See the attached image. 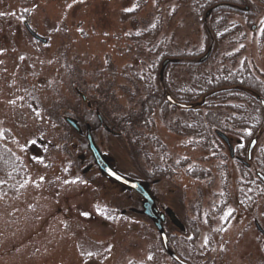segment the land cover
Segmentation results:
<instances>
[{
    "label": "rangeland",
    "instance_id": "obj_1",
    "mask_svg": "<svg viewBox=\"0 0 264 264\" xmlns=\"http://www.w3.org/2000/svg\"><path fill=\"white\" fill-rule=\"evenodd\" d=\"M252 2L253 10L246 12L243 6L227 17L218 55L209 63L213 51L204 49L203 55L211 52L203 68L227 73L243 69L264 93V7ZM154 23L159 28L154 40L132 39ZM25 24L46 44L33 40ZM202 39L200 22L179 0H0V140L5 132L11 135L8 147L27 170L23 182L0 196V264H175L162 249L153 223L135 212L141 210L138 196L95 169L84 139L87 128L114 171L148 181L156 207L174 213L185 232L169 223L163 228L169 243L170 237L176 240L172 249L191 264H264V235L254 226L257 222L264 231V193L252 208L243 205L240 165L229 158L218 131L212 129L210 145L203 146L201 140L171 132L156 112L150 127L141 130V150L135 153L128 140L116 139L108 127L93 133L82 119L88 121L96 112L94 91L92 106L88 91L74 94L69 89V70L84 72L88 88H96L91 81L98 78L114 97L107 111L125 112L133 103L120 87L129 88L126 78L132 71L141 73L151 65L155 57L149 46L190 52L203 49ZM172 66L165 68L167 77L179 82L184 71ZM73 109L80 117L72 115ZM260 109L250 114L259 111L258 127L252 122L249 128L225 132L232 155L233 149L242 152L238 155L250 163L248 173L254 179L256 162L264 163ZM65 116L77 122L80 132L64 122ZM151 137L163 146L162 152L151 146ZM162 165L172 173L144 179L153 166ZM188 224L197 230L195 241ZM190 241L194 254L181 248Z\"/></svg>",
    "mask_w": 264,
    "mask_h": 264
},
{
    "label": "trees",
    "instance_id": "obj_2",
    "mask_svg": "<svg viewBox=\"0 0 264 264\" xmlns=\"http://www.w3.org/2000/svg\"><path fill=\"white\" fill-rule=\"evenodd\" d=\"M187 5L190 9V13L198 20L203 30V49H192L190 52L182 51L181 49L171 53L166 47L161 46H149V54L154 56L151 65L146 71L134 72L131 76L126 78L129 83V88L120 87V92L129 94L130 103L133 104L128 110L121 113H116L111 108L107 111V106L111 107L114 104V97L108 89H104L101 85L100 79L92 78L91 83L97 82L96 88L87 87L85 73L77 70L70 71L71 84L69 89L73 90V93L80 92L81 94H87L91 97L93 106V91L97 94L94 99L99 100L95 102V108L99 112L104 124L113 132L116 139L128 140L132 150L137 153L141 150L142 143L139 140L141 130L147 129L153 122V114L156 112L160 117V120L171 131L179 135H186L192 138H196L201 142V145H210L212 131H218L221 133L233 132L238 128H249L250 123L254 122L255 127L260 124L261 116L250 115L256 111L261 110L259 104L254 98L247 97L240 91L244 89L245 81L244 76L247 74L245 70H241L238 73L234 71L227 73L225 70L214 68L208 71H204L205 64L199 65L197 59L203 55L204 49L211 47L213 54L209 58V63H212V59L218 55L219 44L227 35L228 28L227 17L231 14H237V11L243 6H247L250 10L255 8L252 0H179ZM259 4L260 7H264V0H253ZM253 3V4H251ZM211 10V13L207 19L205 14ZM136 14V10L128 13H123V18L132 17ZM252 17V14L250 15ZM249 19L248 15L244 16ZM158 23L149 28L146 27L139 34L134 35L132 39L141 42V40H154L158 33ZM236 31V29H235ZM148 47V45L146 44ZM166 59L178 60L180 67L183 69V73L180 74L181 78L176 81L168 79L166 72H163L162 79L159 78L160 64ZM175 67V66H172ZM168 69H171L168 68ZM214 70V71H213ZM187 76V77H186ZM74 77V78H73ZM182 80V81H181ZM242 80V82H241ZM248 86V85H247ZM131 88V90H130ZM241 89V90H240ZM248 90L253 92L255 96H262L259 83L255 86H248ZM112 92V91H111ZM107 94L111 96V99L107 97ZM93 96V97H92ZM166 96L173 100V104L166 100ZM240 103V104H237ZM182 104L184 108L177 109L174 105ZM254 105V107H252ZM179 110V111H178ZM228 113V117L224 112ZM178 112V113H177ZM72 115L79 116L78 110L73 109ZM80 117V116H79ZM71 118V117H70ZM85 122H89L91 127L97 126V120L92 115L88 121L85 117H82ZM59 121V120H58ZM255 133V131H254ZM134 136V141H132ZM5 140H0V196L13 187L17 182H23L27 177V170L25 168L23 160L18 157L9 147L8 143L11 141V135L7 132L4 134ZM138 138V139H136ZM139 140V141H138ZM149 142L152 147H155L157 152H162L163 146L158 142L155 137H151ZM205 144V145H204ZM138 155V154H137ZM165 160L163 159V162ZM165 163V162H164ZM181 166V165H180ZM257 172H260L264 176V163L257 161L255 164ZM242 173V180L239 184L241 196V202L243 205L252 204L255 199L264 193V185L259 182L258 179H254L248 172V169L239 167ZM171 168L168 165L153 166L149 173L144 174L145 180H154V178L170 175ZM248 173V174H247ZM143 178V177H142ZM148 182V181H147ZM224 196L226 197L225 193ZM249 195L254 197L250 201ZM248 199V200H246ZM246 200V201H245ZM257 223V222H256ZM258 224V223H257ZM188 227L192 232L191 241L196 240L197 230L193 226L188 224ZM188 242V245L192 242ZM184 245V244H183ZM181 245V246H183ZM184 245V249H187L193 253L192 245ZM169 247H176V240L170 237ZM174 253L182 260L189 262L182 253L177 249H172ZM183 251V250H182ZM194 254V253H193ZM129 264H156V261L148 262H129ZM189 264H191L189 262Z\"/></svg>",
    "mask_w": 264,
    "mask_h": 264
},
{
    "label": "water",
    "instance_id": "obj_3",
    "mask_svg": "<svg viewBox=\"0 0 264 264\" xmlns=\"http://www.w3.org/2000/svg\"><path fill=\"white\" fill-rule=\"evenodd\" d=\"M245 11H248V8L245 9ZM211 13V10L207 11V13L205 14V19H207L209 17ZM25 28L28 32V34L37 42L41 43V44H46V40L40 38L39 36H37L35 33H33L28 26L25 24ZM211 50L208 49V51L206 52L205 55H203L201 58H199L197 60L198 64H203L210 55ZM177 60L175 59H166L162 62L161 66H160V71H159V77L160 79L163 76V73L165 68L169 65V64H175ZM83 100H85V98L83 96H81ZM260 106L264 109V101L261 100L260 101ZM64 122L70 126V128L76 132H80V130L78 129V125L77 122L73 119H70V117H64ZM99 122L101 123L102 120L99 117ZM106 128V127H105ZM217 135L219 138H221L226 145L229 147V153L232 156V150L231 147L229 146V142L228 139H226V137L217 132ZM86 143H87V148L88 151L90 152V154L92 155V158L94 159V165L97 167L96 169H98V171L106 176L108 179H110L112 182H114L116 185L122 186L123 188H125L128 191L134 192L138 198L141 199V210L139 211H135L137 214L142 215L144 217H146L148 220H150L153 223L154 228L156 229L158 236L160 238L161 241V246L162 249L164 250V252L166 253V255L172 260L174 261L176 264H188L185 261H182L181 259H179L169 248H168V238L167 235L165 233V230L163 228V224L166 220V218L169 220V222L174 225L175 227H177L178 229H180L181 231L183 230V227H181L182 225L179 223V221L177 220V218L175 217L174 213L169 210L166 209L164 212H159L157 207H156V203L150 193L149 190V184L142 182V181H138V180H134L131 178H127L124 177L120 174H118L116 171H114L110 165V163L108 162V160L99 152L98 148L96 147L93 138L91 137V134L89 132V128H87V133H86ZM252 142L249 145V149H248V160H249V156L251 154V151L253 149V147L256 144L255 139L251 140ZM247 164V163H246ZM90 167L86 168L85 171H87L88 169H90ZM257 177L259 178V180L261 179L264 183V177L259 173L257 174ZM258 230L261 232V229L259 227H257Z\"/></svg>",
    "mask_w": 264,
    "mask_h": 264
},
{
    "label": "flooded vegetation",
    "instance_id": "obj_4",
    "mask_svg": "<svg viewBox=\"0 0 264 264\" xmlns=\"http://www.w3.org/2000/svg\"><path fill=\"white\" fill-rule=\"evenodd\" d=\"M246 8H248L249 9V7H245L244 8V10L246 9ZM179 64V62L177 61V63L174 65L175 67H177V66H180V65H178ZM243 80L245 81V86H244V89H240L241 91V93L243 92V94L245 95V96H247V97H251V98H254V100L257 102H260V100L261 99H263V98H261L262 96H255V94L253 93V92H251V91H249L248 90V86H255L257 83H258V81L256 80V79H254V77H253V75H251L250 74V72H248V74H246L245 76H244V78H243ZM241 82H242V80H241ZM248 85V86H247ZM261 88V87H260ZM79 95V94H78ZM167 100V99H166ZM167 101H169V100H167ZM171 104H173V100H172V102L171 101H169ZM257 102V103H258ZM174 105H176V106H181L182 108H184V105H182V104H177V103H175ZM180 107V108H181ZM99 115L100 114H98L97 113V110H96V112H94V117H95V119L97 120V123H98V125L97 126H94V127H92L93 128V133H95L98 129H102V130H104L105 128V124H104V122H103V120L101 119V117H100V119L102 120V122L101 123H99ZM107 127V126H106ZM107 131V130H106ZM227 133V132H226ZM226 133H223L224 135H225V137H226V139H227V134H229V132L226 134ZM253 139V138H252ZM94 141V143H95V139L93 140ZM230 140H228V142H229ZM95 145H97L96 143H95ZM98 147V149H99V146H97ZM99 151H100V149H99ZM101 152V151H100ZM240 151H239V149L237 150V149H233V155L232 156H229V158L231 159V160H233V161H235V162H237V163H239V165L241 166V167H244L245 169H250V163H248V164H245L243 161H244V158L242 157V156H239L238 155V153H239ZM240 153H242V152H240ZM101 154L102 155H104L102 152H101ZM93 163H94V160H93ZM93 169H94V167H93ZM96 169V168H95ZM255 178L257 179V172H255ZM149 187H150V184H149ZM139 207H140V209H141V200L139 199ZM157 209H158V211L159 212H163V210L164 209H159L158 207H157ZM166 223H169V225L171 226V227H173V228H175L176 230H178L179 232H185V229H184V227H183V230L181 231L180 229H178L177 227H175L174 225H172L170 222H169V220H167V218H166V220H165V222H164V224H163V226L166 224ZM256 225H257V223L255 222L254 223V226H255V228H256ZM257 230V229H256Z\"/></svg>",
    "mask_w": 264,
    "mask_h": 264
},
{
    "label": "snow or ice",
    "instance_id": "obj_5",
    "mask_svg": "<svg viewBox=\"0 0 264 264\" xmlns=\"http://www.w3.org/2000/svg\"><path fill=\"white\" fill-rule=\"evenodd\" d=\"M86 215V214H85ZM90 254V253H89ZM149 259H151V257H149Z\"/></svg>",
    "mask_w": 264,
    "mask_h": 264
}]
</instances>
